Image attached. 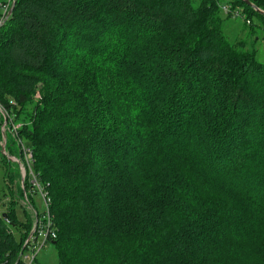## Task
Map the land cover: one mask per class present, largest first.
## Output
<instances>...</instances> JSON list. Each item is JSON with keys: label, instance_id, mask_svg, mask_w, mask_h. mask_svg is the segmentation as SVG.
I'll use <instances>...</instances> for the list:
<instances>
[{"label": "trees", "instance_id": "obj_1", "mask_svg": "<svg viewBox=\"0 0 264 264\" xmlns=\"http://www.w3.org/2000/svg\"><path fill=\"white\" fill-rule=\"evenodd\" d=\"M11 7L0 113L19 126L0 166L16 198L7 157L25 159L49 198L56 264H264V61L224 30L264 16L242 0ZM8 210L0 264H20L34 218L17 242Z\"/></svg>", "mask_w": 264, "mask_h": 264}, {"label": "rangeland", "instance_id": "obj_2", "mask_svg": "<svg viewBox=\"0 0 264 264\" xmlns=\"http://www.w3.org/2000/svg\"><path fill=\"white\" fill-rule=\"evenodd\" d=\"M2 1H5L2 3ZM232 0H222V3H230ZM2 3V4H1ZM11 0H0V22L3 17L6 15L7 8ZM4 5V6H3ZM240 8L239 6H237ZM6 8V10H5ZM242 18V17H241ZM240 17L230 18L226 22V26L224 30L227 32V37L230 40H234L236 37L242 39L246 43L251 42V38L254 39V48L256 49V58L263 62L264 61V24L260 23L258 18L255 15H252V22L254 27V34L249 33L245 27L242 26V19ZM244 29L242 31V29ZM234 36V37H233ZM3 114L5 115V119H3ZM18 124H15L7 119L5 113H0V131L2 132L0 138V152L5 153V145L8 142V138L6 137V133L8 134H15L17 132ZM16 137V136H15ZM18 142L24 141V138L21 136L16 138ZM23 146H27L26 142H22ZM25 152L28 149L24 150ZM9 162L13 164L12 170L18 169V174L15 178L16 185L13 187V193L17 194L16 198L13 194L9 191L12 190V185H7L5 178H4V170L0 166V211H4L5 213H10L8 208H12V213L14 216L13 222L9 223V230L13 235V238L18 242L20 237L23 233V226L21 224H25L27 222V218L29 216L30 220L32 221V217L35 219V211L40 212L42 209V196L39 192L33 194L32 198H29V193L31 192L28 186H26L25 181L30 183L31 179H27V172H26V164L25 159H23L18 165V158L14 155L7 157ZM1 160V159H0ZM20 166V170H19ZM20 172V173H19ZM20 175V176H19ZM20 179V183H19ZM24 183V184H23ZM38 183V181H37ZM12 184V183H11ZM18 187V188H17ZM22 187V191L20 188ZM31 200V201H30ZM29 202V204L27 203ZM38 264H56V255L55 251L52 249V245H46L38 250L35 254V258H33ZM32 259V260H33Z\"/></svg>", "mask_w": 264, "mask_h": 264}, {"label": "built area", "instance_id": "obj_3", "mask_svg": "<svg viewBox=\"0 0 264 264\" xmlns=\"http://www.w3.org/2000/svg\"><path fill=\"white\" fill-rule=\"evenodd\" d=\"M222 10L229 12V6L223 5ZM234 17H237L238 12H233ZM29 155V154H28ZM28 178V177H27ZM28 188L30 189L29 198L31 199L33 194L39 192L42 196L43 204L40 212L35 211L34 224L32 225L27 238L24 241V247L26 252L21 254L20 264H33L35 254L48 240L56 237L55 228L52 224V216L50 214V200L46 196V193L41 188L40 184L37 183L35 177L31 175V181ZM29 204V202H27ZM33 259V260H32Z\"/></svg>", "mask_w": 264, "mask_h": 264}, {"label": "water", "instance_id": "obj_4", "mask_svg": "<svg viewBox=\"0 0 264 264\" xmlns=\"http://www.w3.org/2000/svg\"><path fill=\"white\" fill-rule=\"evenodd\" d=\"M245 4H247L248 6H250L256 13L263 15L264 16V10L256 7L250 0H242ZM14 2H12V6H13ZM12 7L9 9V11L7 12V15H9L11 13ZM6 15V16H7ZM1 24V22H0Z\"/></svg>", "mask_w": 264, "mask_h": 264}]
</instances>
